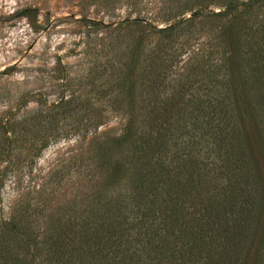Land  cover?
Returning a JSON list of instances; mask_svg holds the SVG:
<instances>
[{
	"label": "rangeland",
	"instance_id": "rangeland-1",
	"mask_svg": "<svg viewBox=\"0 0 264 264\" xmlns=\"http://www.w3.org/2000/svg\"><path fill=\"white\" fill-rule=\"evenodd\" d=\"M160 7L157 0H0V256L56 264L46 260L52 238L63 244L67 226L94 220L123 192L135 154L121 136H131L143 108H155L162 133L171 129L156 158L160 171L184 183L189 152L202 163L209 140L195 149L200 129L194 134L189 121L179 129L175 120L205 107L210 71H240L242 47L210 16L156 31L167 25ZM161 47L163 62L151 68ZM241 123L264 175L262 135L250 118ZM104 141L113 151L105 163L97 160ZM255 249L256 242L243 264H254Z\"/></svg>",
	"mask_w": 264,
	"mask_h": 264
},
{
	"label": "trees",
	"instance_id": "trees-1",
	"mask_svg": "<svg viewBox=\"0 0 264 264\" xmlns=\"http://www.w3.org/2000/svg\"><path fill=\"white\" fill-rule=\"evenodd\" d=\"M157 1L167 25L156 31L180 30L196 17L210 16L220 22V28L235 31L242 47L240 71L227 73L222 66L210 71L205 84L208 98L200 100L205 107L180 113L175 120L179 129H186L187 121L194 134L200 129V137L191 143L196 149L206 137L209 150L202 163L194 151L189 152L183 164L188 168L185 182L177 175L173 182L171 172L160 171L156 160L170 141L171 129L162 133L155 108H143L137 127L128 129L131 136H121L123 143L132 140L135 154H131L123 192L110 196L96 219L82 221L74 231L67 226L61 232L63 244L58 243L60 236L52 238L46 260L56 264H243L246 250L256 242L254 264H264V175L253 164L241 126L250 118L264 141V0ZM213 5L217 10L209 9ZM160 51L161 56L151 57V68L163 62L166 53L162 47ZM107 143L98 146L97 160L103 163L113 155ZM16 262L2 252L0 264Z\"/></svg>",
	"mask_w": 264,
	"mask_h": 264
}]
</instances>
